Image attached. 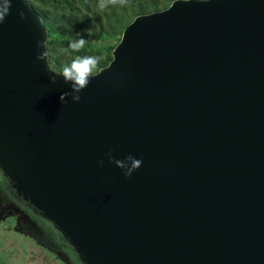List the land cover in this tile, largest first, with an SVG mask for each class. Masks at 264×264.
Here are the masks:
<instances>
[{
  "label": "water",
  "instance_id": "obj_1",
  "mask_svg": "<svg viewBox=\"0 0 264 264\" xmlns=\"http://www.w3.org/2000/svg\"><path fill=\"white\" fill-rule=\"evenodd\" d=\"M45 39L13 0L0 174L61 262L264 264V0H172L134 16L76 103L35 59ZM109 150L142 164L126 179Z\"/></svg>",
  "mask_w": 264,
  "mask_h": 264
},
{
  "label": "trees",
  "instance_id": "obj_2",
  "mask_svg": "<svg viewBox=\"0 0 264 264\" xmlns=\"http://www.w3.org/2000/svg\"><path fill=\"white\" fill-rule=\"evenodd\" d=\"M40 16L45 29L48 67L60 72L76 56H97L93 72L111 59V50L123 27L138 14L160 10L172 0H128L124 7L110 6L101 11L98 0H25ZM83 37L87 42L79 52L61 53L69 41Z\"/></svg>",
  "mask_w": 264,
  "mask_h": 264
},
{
  "label": "clouds",
  "instance_id": "obj_3",
  "mask_svg": "<svg viewBox=\"0 0 264 264\" xmlns=\"http://www.w3.org/2000/svg\"><path fill=\"white\" fill-rule=\"evenodd\" d=\"M13 0H0V25L3 24L6 17L10 14ZM128 4V0H98L97 7L103 11L110 6H120L124 7ZM17 15L21 20L27 19L23 10H18ZM86 40L81 37L79 39L70 40L66 48H61L59 51L61 53H67L69 50L79 52L84 48ZM45 42L38 41L37 48L45 49ZM48 53L46 50L39 51L35 57L36 61H44L46 63V58ZM99 63V57L97 56H76L72 59L69 65L62 68L60 76L63 78L64 82L70 85V92H63L59 97L61 103H66V98L71 97L73 103L79 102L81 100L80 93L83 89L88 87L90 78L92 77L93 70L97 67ZM49 80L52 83L56 82V76H49ZM109 163H114L119 169H122L123 176L126 179H130L134 170L138 169L142 160L134 158L133 155L129 154L124 157L123 160L115 159L111 150L105 153ZM98 166L103 165V160L97 161Z\"/></svg>",
  "mask_w": 264,
  "mask_h": 264
},
{
  "label": "flooded vegetation",
  "instance_id": "obj_4",
  "mask_svg": "<svg viewBox=\"0 0 264 264\" xmlns=\"http://www.w3.org/2000/svg\"><path fill=\"white\" fill-rule=\"evenodd\" d=\"M26 202L13 194L4 178L0 174V224L4 223L6 229L29 239L37 247L43 248L61 264L64 253L59 244L52 243L47 239L45 231L38 226L35 228L28 219ZM2 227V226H1ZM22 237V238H23Z\"/></svg>",
  "mask_w": 264,
  "mask_h": 264
},
{
  "label": "rangeland",
  "instance_id": "obj_5",
  "mask_svg": "<svg viewBox=\"0 0 264 264\" xmlns=\"http://www.w3.org/2000/svg\"><path fill=\"white\" fill-rule=\"evenodd\" d=\"M22 237L0 224V264H61L48 251Z\"/></svg>",
  "mask_w": 264,
  "mask_h": 264
}]
</instances>
